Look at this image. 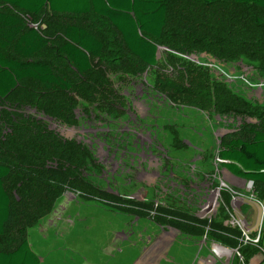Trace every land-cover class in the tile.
<instances>
[{
  "label": "trees",
  "instance_id": "obj_1",
  "mask_svg": "<svg viewBox=\"0 0 264 264\" xmlns=\"http://www.w3.org/2000/svg\"><path fill=\"white\" fill-rule=\"evenodd\" d=\"M0 4L33 16L46 6L53 13L96 15L105 18L120 36L119 40L112 36L114 40L103 41L88 28V22L85 26L58 22L54 34L62 32L64 42L50 50L51 36L28 28L18 13L0 11V238H8L11 245L9 250L0 247V264H40L28 243L27 231L46 219L67 192H77L85 201H105L129 216L168 226L191 238H201L208 227L207 238L236 248L240 236L236 229L100 190L89 179V170L95 167L89 150L59 137L45 119L71 126L73 109L102 97L112 74L142 73L155 67L157 48L163 47L167 64L175 67L182 62L187 75L180 76L188 85L182 92L179 84L168 80L161 89H169L173 100L181 93L179 98L185 104L242 120L234 134L220 140L217 157L230 174L252 181L254 194L261 196L264 128L244 120L260 118L259 105H249L248 99L234 94L225 83H211L204 69L193 68L180 56L206 54L227 65L240 63L242 56L250 57L258 61L256 70L264 75V52L248 49L264 47V20L251 12L247 18L243 15L250 6L264 12V0H0ZM45 22L53 26L50 19ZM4 50L24 60L43 51H49L54 62L63 55L76 70L75 82L69 83L65 77L67 72L72 74L68 67L53 64L57 67L53 69L42 59L20 62ZM24 82H36L42 90L22 86ZM244 247L240 253L247 261L256 249Z\"/></svg>",
  "mask_w": 264,
  "mask_h": 264
},
{
  "label": "flooded vegetation",
  "instance_id": "obj_2",
  "mask_svg": "<svg viewBox=\"0 0 264 264\" xmlns=\"http://www.w3.org/2000/svg\"><path fill=\"white\" fill-rule=\"evenodd\" d=\"M165 51L166 49L161 47L157 52V62L161 63L162 67L157 63L153 68H145L142 73L128 74L117 71L112 74L109 78L110 85L102 97L98 96L91 105L81 102L73 109L74 122L69 127L74 129L78 138L75 142L86 147L94 158L97 170L90 173L89 177L102 182L100 190L129 200L151 196L155 198L152 203L168 208L163 202L164 199L190 202L197 195L208 192L215 176L202 171L204 165L201 164H207L209 157L207 158V154L206 158H203L200 148L191 143L186 144L182 139L181 142L174 141L169 148L158 138L175 135L178 131L175 119L185 120L186 108L197 112L199 116L205 113L208 117L205 116V121L211 130L222 124L223 128L215 129L216 136L220 131V137L216 139V155L219 152L220 140L234 134L237 128L230 127L233 124L231 116H218L211 111L206 112L185 104L180 100L181 97L179 98L181 93L177 94V100H173L169 89L160 88V85L165 86L168 80L179 84L182 92L188 85V81L182 80L180 76L187 75L182 62L175 64V67L167 64L161 59L165 56ZM180 58L191 63L195 69H204L211 83L222 80L221 83H225L229 89H232L234 81L228 75L232 76L235 70H245L241 63H237L236 67L230 66L226 74L219 72L218 67L224 69L228 65L206 54L181 55ZM204 60H207V63L203 62ZM259 82L256 92H253L250 86H244L250 98L254 94L256 98L264 99V94L258 92L261 91L264 81ZM209 118L214 122H209ZM198 136H201V133H198ZM180 143L184 146L181 148H189L194 152L192 158L180 161L179 158L171 157L169 153L177 151ZM97 151L103 152L102 160L96 158ZM216 159L217 157L215 161ZM211 166L214 171L218 167L214 162Z\"/></svg>",
  "mask_w": 264,
  "mask_h": 264
},
{
  "label": "rangeland",
  "instance_id": "obj_3",
  "mask_svg": "<svg viewBox=\"0 0 264 264\" xmlns=\"http://www.w3.org/2000/svg\"><path fill=\"white\" fill-rule=\"evenodd\" d=\"M249 10L250 11L243 12L245 18L248 17V12H251L253 16L264 20V12L262 10L252 6H250ZM39 17L40 16H38V19ZM38 19H36V17L24 18V23L27 26L37 24L36 28L40 31V26L45 27L47 28L46 34L48 36H52L55 30L51 28V24L49 22H45L46 18L42 19V21H38ZM73 23L84 26L86 25V23L83 22ZM61 24L64 25L65 22H59V25ZM87 24L90 30L101 28L100 25L92 24L91 20H89ZM257 32L258 37L259 31ZM96 37L103 41H106L107 39L114 40L112 36L108 35H97ZM260 41H262V39H260ZM53 43L57 45L60 44L59 41ZM261 44L264 45V41H262ZM248 49L250 51L259 52L260 50L264 52V47L259 45H253V47H248ZM160 54H162V51H160ZM35 59L46 60L50 65L52 64L53 69L57 68L53 64L60 66L61 68L64 67V64L57 63L58 61H52L51 53L49 51H43L42 54L36 56ZM161 59H165V56ZM203 62L207 63V60H204ZM240 63L245 70H233V75L228 76L234 81V85L232 86L233 93L247 100L250 98V95H248V91L244 86H250L249 88L253 89V91L258 90L256 86L260 83L259 81H262L261 79H264V75L256 70L259 66L258 61H255L250 57L247 58L242 56ZM158 65L161 67L163 66L161 63H158ZM230 66L236 67V64H229L228 66H225L224 69L218 67V70L219 72H224L226 74V71ZM148 71L151 72V70ZM65 74L68 75L65 77L68 78L67 80L69 83L75 82L73 74H69V72ZM242 78L246 80H242ZM219 82L223 81L219 80L218 83ZM22 86H28L33 90H42L30 82H24L22 83ZM258 92H262V94H264V84L261 91ZM249 101V105H259V112L263 114L260 118L254 116L244 120L250 124H260L261 127L264 128V99L256 98L254 94H252ZM255 101L260 104L254 103ZM185 114V120L178 118V120L175 119V122L178 124V126H176L178 131L175 132V135L173 133L171 136L167 135L168 138L166 139V146L170 148L174 141L181 142L180 140L183 138L184 131L188 138L190 135L193 137L190 138L194 141V144L201 149V155L203 158H206V155L208 154L207 158L209 157V160H207V164H201L202 166L204 165L202 171L207 172L210 176H220V171H223L225 168L223 166H218V172H215L211 164H213V162L216 163L215 158L217 157L216 153L218 150L216 146V139H219L220 137L218 136L220 131L216 136V130L223 128L222 124L220 123L217 125L216 128L218 129L215 128V130L213 128L211 130L208 128V122L205 121V119L208 118L205 113L199 116L197 112L186 108ZM238 119L240 118H237L236 116L233 117V124L230 126L232 129H238L239 125L242 124V120L240 119L238 121ZM208 121H212V123L214 122L211 118H209ZM198 133H201V139H199ZM181 147H184L182 146V143H180V145L176 148L177 151L169 153L171 157L179 158L180 161H184L194 156L191 149ZM95 170H97L95 167H91L89 173H92ZM89 179L96 187L99 189L102 188L101 181L90 177ZM211 183V187H215L217 186L218 181L212 178ZM221 198L223 206L219 210V216L217 219L212 221L217 224H222L227 218L225 207L228 208L229 198L224 192H222ZM74 199L75 203L69 206L63 215L64 220L65 217H69L68 220L66 219L65 221H69L70 223L67 224L65 221L59 222L58 220L59 217L57 216L60 212L58 205L60 202H62V207L66 204V202L61 201L64 199L60 198L49 216L27 231V240L31 250L38 256L42 257V264H208L210 257L213 255L211 244L215 241L208 238L205 242H203L201 238L187 237L174 231L172 232L173 235L170 236L173 243L169 249H166V251L164 250L165 252L163 250L155 252V249L153 248L156 247V245L153 247L151 242L157 235L158 231L157 228L154 227V223L152 221H148L146 219H136L135 217L129 215L127 216L120 210L114 209L111 204H105L97 200L86 201V203L83 202L84 205H82L76 203V201H82V199L79 197ZM154 199L155 198L149 196L143 200L147 203H152ZM257 199L264 204V190L263 194L257 197ZM132 200L142 202L141 198L140 200L139 198ZM163 202H165V205L170 209L195 215L196 210L192 207L186 206V200L179 202L178 199H164ZM85 204L89 206L94 205L99 208H106L107 211H104L103 209H99L97 211L91 207H86ZM112 210L123 215L121 220V231H119L121 232L122 237L116 238L117 241L112 242L115 244L110 245V233L120 224L118 217H114L111 212V214L108 213V211ZM242 212H244L245 216L248 215L253 218L252 227L258 219V210L256 206H254L253 203H249L248 206L243 207ZM0 247L3 250H9L11 248L9 239L5 237L0 238ZM244 248L247 250L252 249L251 246H245ZM119 250L122 251L121 254L119 253ZM241 255L246 258L244 254Z\"/></svg>",
  "mask_w": 264,
  "mask_h": 264
},
{
  "label": "built area",
  "instance_id": "obj_4",
  "mask_svg": "<svg viewBox=\"0 0 264 264\" xmlns=\"http://www.w3.org/2000/svg\"><path fill=\"white\" fill-rule=\"evenodd\" d=\"M48 126L50 130L54 131L63 139L78 140L75 136L74 129L68 126L52 121L48 122ZM102 155V151H97L96 158L102 160ZM223 163L224 162L219 158L216 159L217 166H222ZM215 172H218V167ZM214 179L218 181L217 186L210 187L208 192L201 193L197 195L194 200L186 202V206L196 210L195 217L211 223L219 216V210L223 206L221 195L222 192L226 193L229 198L228 208L225 207L227 218L223 221L222 225L238 230L240 236L236 238L238 242L236 248H229L215 242L212 243L213 255L210 257L208 264H264V204L260 202L254 194L253 182L245 179L241 181L239 179L230 178L224 170L220 171V176ZM78 195L79 193L77 192H67L63 197L78 198ZM100 202L107 204L105 201ZM142 202L146 203L143 199ZM249 203H253L258 210L257 222L252 227L253 218L248 215L245 216L244 212H242L243 207L248 206ZM154 206L156 207L159 205L155 203ZM207 232L208 227L205 229V234L201 237L203 242L208 239ZM244 246H251L256 249V252L247 261L240 253V248ZM214 248L218 251L215 252L213 250Z\"/></svg>",
  "mask_w": 264,
  "mask_h": 264
},
{
  "label": "crops",
  "instance_id": "obj_5",
  "mask_svg": "<svg viewBox=\"0 0 264 264\" xmlns=\"http://www.w3.org/2000/svg\"><path fill=\"white\" fill-rule=\"evenodd\" d=\"M4 8V9H3ZM0 11H2V12H13V13H18L21 17H22V19L24 20V18H30V17H36V19H38V16H40L39 17V19H38V21H42V19H50L52 22H53V26L51 27V28H54L55 27V25L58 23V22H65V24L64 25H66V24H75V23H73V22H83V23H86V22H88V20L90 19H92V20H94L95 22H97L98 23V25H100L101 26V28H97V29H94V33L95 34H97V35H99V36H106V35H108V36H113V37H115L117 40H119V38H120V36H119V34H118V32L108 23V21L105 19V18H103V17H99V16H96V15H74V14H67V13H65V14H59V13H53V12H51L48 8H47V6L39 13V14H37V15H30V14H28V13H26V12H23V11H21V10H17V9H15V8H13V7H11V6H9V5H4V4H0ZM36 26H37V24H32V25H29V26H27L28 28H33V29H36ZM40 29H41V31L42 32H44L45 34H46V28L45 27H42V26H40ZM108 32H110V34L108 33ZM49 39H50V44H49V47H50V50H54L57 46L53 43V42H57V41H62L63 40V42H64V38H63V34H62V32H56L55 34H53L51 37H49ZM53 43V44H52ZM160 48V46L157 48V51H156V59H157V52H158V49ZM5 55H7L9 58H12V59H14V60H17V61H20V62H24V61H40L41 59H39V60H36L35 59V57L34 58H32V59H29V60H24V59H19L17 56H15L14 54H12L10 51H8V50H4V51H2ZM127 54H128V52L127 51H125ZM58 55V54H57ZM53 60V59H52ZM158 60V59H157ZM56 61H58V62H61V61H64V66L65 67H68L69 68V70H70V72H72V74H75L76 75V70L74 69V67L66 60V58L62 55V56H57V59H56ZM92 62H94V63H96L97 61L96 60H92ZM30 83H32L33 85H35L36 87H40V85L39 84H37L36 82H30ZM18 85L19 86H21V83H18ZM176 120H178V119H176ZM190 137H192L191 135H190ZM188 138L187 136H186V133H183V138H182V140H184L185 141V143L186 144H188V143H191L193 146H196L195 144H194V141H192L191 140V138ZM168 137H166V136H164V137H162V138H158V139H160L161 141H162V143L164 144V145H167L166 144V139H167ZM193 138V137H192ZM199 139H201V136H199ZM200 142H201V140H200ZM193 152V151H192ZM185 153H186V151H185ZM194 153V152H193ZM64 200H61V201H63V202H66V204H68V205H66V204H64V207H62L61 205H62V202H60V204L58 205V207L60 208V212L58 213V216L57 217H59L58 218V220H59V222H62V221H65L66 219L68 220V218L69 217H65V220H64V218H63V215H64V213L67 211V209H68V207L69 206H71L73 203H75V201H71L70 199L72 198V197H70V198H64V197H62ZM67 200V201H66ZM79 202V203H78ZM76 201V203L77 204H82V205H84V203L83 202H85L86 203V201L84 200H82V201ZM86 205V207H91V208H93L94 210H99V209H103L104 211H107V209L106 208H99V207H96V206H94V205H87V204H85ZM110 210V209H109ZM112 213V215H114V217H118L119 218V220H120V224L117 226V228H114V230L110 233L111 234V238H110V240H109V242H110V245H112V244H115V243H112V242H115V241H117V239L116 238H121L122 237V234H121V232H119V231H121V220H122V214H119L118 212H116V211H114V210H112V211H108V213ZM106 213V212H105ZM110 213V214H111ZM127 215V214H126ZM128 216V215H127ZM136 219H138V218H136ZM65 222H67V224L68 223H70L69 221H65ZM73 225V224H72ZM154 227L155 228H157V231H158V233H157V235L155 236V238H153V241L151 242V245L154 247V245H156V247H154L153 249H155L154 251L155 252H159L160 250H165L166 251V249H169V247L172 245V243H173V241H171V238H170V236L171 235H173V231L174 232H176L175 230H173L172 228H170V227H168V226H162V227H159V226H157L156 224H154ZM178 233V232H177ZM148 240V239H147ZM171 241V242H170ZM108 242V243H109ZM151 246V247H152ZM31 248V247H30ZM164 251V252H165ZM168 251V250H167ZM119 253L121 254L122 253V251L121 250H119ZM36 254V253H35ZM37 255V254H36ZM117 255V254H116ZM38 256V255H37ZM39 257V259H40V264H42L41 262H42V257L41 256H38ZM209 258V257H208ZM207 259V258H206Z\"/></svg>",
  "mask_w": 264,
  "mask_h": 264
},
{
  "label": "water",
  "instance_id": "obj_6",
  "mask_svg": "<svg viewBox=\"0 0 264 264\" xmlns=\"http://www.w3.org/2000/svg\"><path fill=\"white\" fill-rule=\"evenodd\" d=\"M45 121H46V122H51V119L46 118ZM224 171L227 173L228 177H230V178H234V179H239V180L243 181L242 178H239V177H236V176L230 174L226 169H224ZM70 200H71V201H74L75 199L72 197Z\"/></svg>",
  "mask_w": 264,
  "mask_h": 264
},
{
  "label": "bare ground",
  "instance_id": "obj_7",
  "mask_svg": "<svg viewBox=\"0 0 264 264\" xmlns=\"http://www.w3.org/2000/svg\"><path fill=\"white\" fill-rule=\"evenodd\" d=\"M215 252H217L218 250L216 248L213 249Z\"/></svg>",
  "mask_w": 264,
  "mask_h": 264
}]
</instances>
